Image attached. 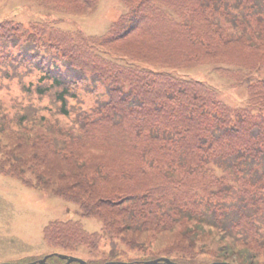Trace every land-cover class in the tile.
Instances as JSON below:
<instances>
[{
  "label": "trees",
  "instance_id": "obj_1",
  "mask_svg": "<svg viewBox=\"0 0 264 264\" xmlns=\"http://www.w3.org/2000/svg\"><path fill=\"white\" fill-rule=\"evenodd\" d=\"M30 1L88 15L100 0ZM121 2L102 35L0 23V174L102 219L51 221L50 248L264 264V0ZM199 66L246 99L184 75Z\"/></svg>",
  "mask_w": 264,
  "mask_h": 264
},
{
  "label": "rangeland",
  "instance_id": "obj_2",
  "mask_svg": "<svg viewBox=\"0 0 264 264\" xmlns=\"http://www.w3.org/2000/svg\"><path fill=\"white\" fill-rule=\"evenodd\" d=\"M124 9L121 0H100L94 13L61 14L41 8L30 0H0V22L14 20L29 24L50 20L66 30L82 29L87 34L102 35ZM184 75L206 80V83L225 94L229 101L243 102L247 97L245 87H237L230 78L218 74L211 66H199ZM70 219H81L90 232L100 231L103 226L102 219L98 217H82L79 205L63 199L57 192L43 191L35 185L25 183L20 177L0 174V264H29L45 256H49L50 264H66L64 258L67 256L85 260L89 264H103L104 253L108 251L104 246L94 251L83 247L66 251L47 246L44 228L53 220ZM224 244L226 242H221L218 238L209 240V247L213 249ZM145 257L139 252H133L121 261H146ZM70 264L80 263L73 261Z\"/></svg>",
  "mask_w": 264,
  "mask_h": 264
},
{
  "label": "water",
  "instance_id": "obj_3",
  "mask_svg": "<svg viewBox=\"0 0 264 264\" xmlns=\"http://www.w3.org/2000/svg\"><path fill=\"white\" fill-rule=\"evenodd\" d=\"M65 259L67 260L66 264H70L73 261L79 262L80 264H88L85 260L79 259V258H75V257H65ZM29 264H49L47 262V257H45L44 259L37 261V262H32ZM106 264H133V263H125V262H108ZM139 264H179L177 262H174L173 260L169 259V258H160V259H156V260H150V261H145L143 263H139ZM212 264H231L228 262H215Z\"/></svg>",
  "mask_w": 264,
  "mask_h": 264
}]
</instances>
